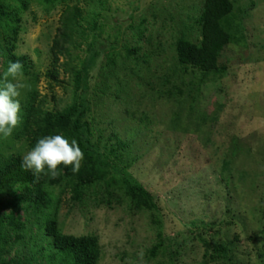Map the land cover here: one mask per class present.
Wrapping results in <instances>:
<instances>
[{"label":"rangeland","instance_id":"374dc122","mask_svg":"<svg viewBox=\"0 0 264 264\" xmlns=\"http://www.w3.org/2000/svg\"><path fill=\"white\" fill-rule=\"evenodd\" d=\"M204 2L109 0L94 32L103 44L90 70L87 118L94 137L103 135V144L115 135L128 140L127 172L158 203L157 209L137 206L120 177L88 187L79 201L54 189L59 227L98 235L99 264H203V240L230 243L232 260L212 264H264V0H232L224 25L233 40L219 57L225 70L201 79L200 70L178 62L176 42L201 39ZM60 14V6L32 0L21 14L16 50L38 73L37 80L24 73L28 87L18 99L34 84L55 109L76 92L64 70L61 83L46 74ZM5 33L0 22V42ZM71 51L79 63L87 44ZM111 53L117 63L108 66ZM4 71L0 55V76ZM21 143L13 145L26 154Z\"/></svg>","mask_w":264,"mask_h":264},{"label":"trees","instance_id":"16d2710c","mask_svg":"<svg viewBox=\"0 0 264 264\" xmlns=\"http://www.w3.org/2000/svg\"><path fill=\"white\" fill-rule=\"evenodd\" d=\"M31 1L0 0V22L6 30L0 42V55L6 69L10 61L20 60L24 73L33 76L30 80H37L38 73L31 70L29 56L16 52L21 14L29 9ZM43 3L47 9L61 7L58 32L50 45L51 66L46 74L61 83L60 69L64 70L73 78L76 92L73 101L63 108H49L45 97L40 98L37 88L31 84L19 99L21 125L8 139L0 138V264H31L42 259L48 264H99L102 248L98 235L68 234L59 227L53 210L56 203L54 189L62 187L79 201L88 187L110 178L117 183L116 177H120L121 186L137 206L157 209L158 203L155 195L127 172L130 164L124 153L130 146L128 140L115 135V142L108 137V143L103 144L105 137H94L87 118L91 110L90 70L99 61V46L103 45L94 32L109 0H43ZM233 10L232 0H205L197 20L201 39L198 42L184 36L177 39L178 62L200 70L201 79L225 70L219 64V57L233 40L232 33L224 25ZM83 43L87 44L88 54L82 61L78 58L79 63H74L77 55L72 54L71 47H80ZM132 51L135 49L128 50V56ZM108 59V66L117 63L115 53ZM55 134H62L69 142L76 139L84 153L80 171L73 173L71 166L61 165L62 174L58 178L42 176L37 182L30 170L21 168L25 154L23 150L15 149L13 142L23 141V147L30 151L40 138ZM32 224L37 226L36 230ZM203 244V264L232 260L230 243L212 244L203 240ZM14 249L15 255L7 258Z\"/></svg>","mask_w":264,"mask_h":264},{"label":"clouds","instance_id":"9594fccd","mask_svg":"<svg viewBox=\"0 0 264 264\" xmlns=\"http://www.w3.org/2000/svg\"><path fill=\"white\" fill-rule=\"evenodd\" d=\"M24 65L20 60L10 61L6 71L0 76V138L8 139L21 123V104L18 97L21 90L28 87L24 83ZM84 153L76 139L71 142L62 134L40 138L35 146L22 158L21 168L30 170L34 180L42 176L58 178L62 173L59 166H71L73 173L80 171Z\"/></svg>","mask_w":264,"mask_h":264}]
</instances>
